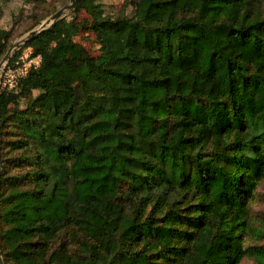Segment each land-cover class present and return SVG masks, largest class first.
Listing matches in <instances>:
<instances>
[{"label": "trees", "instance_id": "16d2710c", "mask_svg": "<svg viewBox=\"0 0 264 264\" xmlns=\"http://www.w3.org/2000/svg\"><path fill=\"white\" fill-rule=\"evenodd\" d=\"M17 1L0 0V16ZM126 4L75 0L23 44L39 65L0 86L3 263L264 264V242L245 244L264 239L251 208L264 180V0ZM17 12L0 21V59Z\"/></svg>", "mask_w": 264, "mask_h": 264}, {"label": "rangeland", "instance_id": "374dc122", "mask_svg": "<svg viewBox=\"0 0 264 264\" xmlns=\"http://www.w3.org/2000/svg\"><path fill=\"white\" fill-rule=\"evenodd\" d=\"M105 6V10L108 13L115 12L119 10L121 7L126 5L127 11L130 10L131 5L126 4L128 0H101ZM34 2V3H33ZM33 2L25 1V0H18L16 3V7L8 11V14L0 16L1 23L7 24L10 22L9 14L13 10L17 13L12 14L11 19V42L10 45L17 40L18 38L22 37L26 34H31L37 27L43 26L47 22H49V16L54 12L52 10L54 8L62 7L66 4H69L71 0H36ZM71 9V8H70ZM70 9L64 10L63 16L69 15ZM31 12V14H29ZM37 14V15H36ZM40 14V15H39ZM32 15L34 17H32ZM44 16L41 20L35 21V17L37 16ZM79 20L83 21L85 25L90 23V16L84 12L79 14ZM76 41L82 43L91 54L96 55L99 52V45L96 42L95 34L89 30H81V32L75 36ZM9 45V46H10ZM8 46V47H9ZM27 47V46H26ZM21 45L18 49L13 53V55L20 51L18 54L21 55L22 51L26 48ZM8 49V48H7ZM27 51V49L25 50ZM12 55V56H13ZM17 56V57H18ZM251 208H252V215L253 217H258L264 215V180L260 182L257 188L256 196L251 201ZM264 239L258 237L257 239L249 237L245 244H263ZM240 264H257L254 262L252 258H244Z\"/></svg>", "mask_w": 264, "mask_h": 264}, {"label": "built area", "instance_id": "2783aa9c", "mask_svg": "<svg viewBox=\"0 0 264 264\" xmlns=\"http://www.w3.org/2000/svg\"><path fill=\"white\" fill-rule=\"evenodd\" d=\"M26 49L27 51H25ZM31 54V47H26L11 65L6 64L0 72V86L14 87L18 80L26 75L31 68L39 65L41 56Z\"/></svg>", "mask_w": 264, "mask_h": 264}, {"label": "water", "instance_id": "95a60500", "mask_svg": "<svg viewBox=\"0 0 264 264\" xmlns=\"http://www.w3.org/2000/svg\"><path fill=\"white\" fill-rule=\"evenodd\" d=\"M74 3H75V0H71V2L69 4H66V5H64L62 7H59L55 12H53L49 16V22H47L43 26L37 27L33 31L34 33L23 35L22 37H20L17 40H15L8 47V49L6 50L5 54L0 59V72L3 70V68L9 62L10 58L12 57L13 53L18 49V47H20L21 45L25 44L31 38L35 37L42 30H45V29H48V28L52 27L58 19L63 17L64 10L73 8ZM1 167H2V163H1V157H0V172H1ZM0 264H4L3 263V258H2V255H1V251H0Z\"/></svg>", "mask_w": 264, "mask_h": 264}]
</instances>
